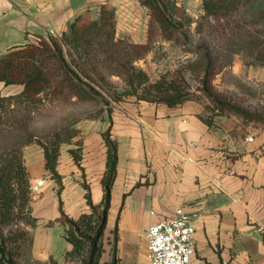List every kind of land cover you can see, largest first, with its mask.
<instances>
[{"label": "crops", "instance_id": "obj_1", "mask_svg": "<svg viewBox=\"0 0 264 264\" xmlns=\"http://www.w3.org/2000/svg\"><path fill=\"white\" fill-rule=\"evenodd\" d=\"M102 4L115 8L118 37L147 42L149 10L140 0H0V54L60 36L80 14L98 18ZM23 88L0 81L2 95ZM243 120L238 114L207 119L193 102L116 104L107 115L80 123L79 161L66 151L73 145L60 149L56 170L63 188L57 199L41 202L43 220L63 217L62 211L79 218L89 208L88 189L94 204L103 202L109 130L118 161L106 221L107 261L150 264V224L184 207L196 225L191 264H264V128ZM30 155L28 165L39 167L32 168L34 175L45 174L43 150ZM56 229L43 225L33 232L34 257L50 255Z\"/></svg>", "mask_w": 264, "mask_h": 264}, {"label": "rangeland", "instance_id": "obj_2", "mask_svg": "<svg viewBox=\"0 0 264 264\" xmlns=\"http://www.w3.org/2000/svg\"><path fill=\"white\" fill-rule=\"evenodd\" d=\"M215 1L166 0L168 11L177 21L170 38L155 21H151L149 14L151 25L147 45L139 49L142 55L133 62L137 77L130 79L126 72L120 73L121 66H117V61H101L97 69L89 71L93 79L77 70L88 85L75 81L65 89L51 88L41 93L35 105L13 99L4 112L0 110L3 115L0 153L3 151L11 157L12 147H19L24 167L11 182L13 191L20 195L15 207L20 217L5 227L6 234L17 229L26 233L18 240V246L12 247L18 264H114L112 260L107 261L106 226L98 229L103 202L98 204L92 218L94 230L85 232L91 240L85 241L84 249L70 252L65 242L64 218L43 220L40 207L43 199L58 198L63 188L62 176H54L49 169L45 174L41 173L42 176H35L32 168L39 167L28 165L27 161L29 154L32 156L40 149L45 153V147L52 160L55 152L59 151L60 155V149L67 145H73L66 151L69 150L75 160L81 158L83 132L80 123L101 118L116 104L125 101H149L147 96L169 87L171 93L184 96L180 103L193 102L207 119L225 113L238 114L244 118V123H250L249 116H254L253 124L264 128V0L229 2L235 7L234 12L219 16L206 13L204 6L205 2L212 5ZM118 48L125 50V44ZM119 56L121 63L125 56L121 53ZM215 61L216 66L222 64L223 67L207 78L204 67H215ZM140 70L146 76H141ZM11 84L24 86L18 82L6 85ZM72 87L81 97L72 91ZM39 179H44V186L33 197L30 186ZM51 185L53 190L48 189ZM91 211L89 207L87 213ZM43 225L57 227L56 235L51 238L53 250L50 255L37 259L32 253L33 232ZM93 239L96 248L92 254Z\"/></svg>", "mask_w": 264, "mask_h": 264}, {"label": "trees", "instance_id": "obj_3", "mask_svg": "<svg viewBox=\"0 0 264 264\" xmlns=\"http://www.w3.org/2000/svg\"><path fill=\"white\" fill-rule=\"evenodd\" d=\"M142 4L149 8L151 21H155L161 31L168 38L174 35L177 27V21L168 11L166 0H140ZM243 2L244 0H216L212 5L205 2L206 13H212L214 16L231 15L235 7L229 5V2ZM229 11L228 13H222ZM149 30L150 33V25ZM149 38V36H148ZM125 44V50L118 48V45ZM147 43H134L120 39L116 35V16L115 8L110 4L100 6V16L93 18L88 12L78 15L68 25L60 36H49L41 38L38 42L28 43L26 45L13 47L7 52L0 54V81L6 84L22 83L23 90L16 95L4 96L0 94V110L4 112L11 100L15 99L18 103L26 105H35L37 97L41 93L47 92L48 89L58 87L65 89L73 82L86 84L81 79L77 70L86 74L88 78L93 79L89 71L97 69L101 61H117L121 66V71L127 73L130 79L137 77L136 69L133 65L135 59L139 58L142 53L139 49L146 47ZM126 47H130L127 49ZM123 54L125 59L120 61L119 54ZM206 65L204 67L205 76L208 78L214 72L222 69L223 65L216 66ZM141 76H146L143 71H138ZM99 74V73H98ZM78 97L81 94L71 88ZM184 96L178 93H171L168 90L158 89L146 99L152 102H166L169 105H176L182 102ZM29 105V106H30ZM226 114V113H225ZM249 116V119H255ZM258 119V118H257ZM3 123V115L0 112V128ZM104 138L108 145L107 169L103 177L104 199L103 209L98 216L100 222L98 229H104L107 221V213L110 206L112 185L117 172V145L110 137L109 130L104 132ZM11 157L8 153H0V264H18L15 259L12 247L18 244V240L26 236L23 230L18 229L15 232L5 233V227L10 225L19 216L15 207L18 194L13 191L12 178L18 176L24 170L21 165V156L19 147L14 146L11 149ZM45 147L46 168L53 172L54 176L59 177L56 170L57 158L59 151L55 152L52 157ZM81 158H76L79 161ZM88 188V185H87ZM91 213L84 212L77 219L69 217L62 211L66 227V239L73 244L70 252L84 249L85 241L91 240L86 237L87 230L93 231L91 226L93 216L96 213L98 204H94L88 189L86 193ZM33 240V239H32ZM94 239L92 242L91 253L95 251ZM18 246V245H16Z\"/></svg>", "mask_w": 264, "mask_h": 264}, {"label": "built area", "instance_id": "obj_4", "mask_svg": "<svg viewBox=\"0 0 264 264\" xmlns=\"http://www.w3.org/2000/svg\"><path fill=\"white\" fill-rule=\"evenodd\" d=\"M248 140H253L252 136ZM44 179L31 183L33 197L41 191ZM154 214V211H151ZM194 215L178 207L170 216L153 221L147 232V257L150 264H191L195 252Z\"/></svg>", "mask_w": 264, "mask_h": 264}]
</instances>
